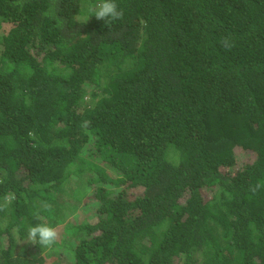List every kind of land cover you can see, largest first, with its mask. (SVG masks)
<instances>
[{
	"label": "trees",
	"instance_id": "16d2710c",
	"mask_svg": "<svg viewBox=\"0 0 264 264\" xmlns=\"http://www.w3.org/2000/svg\"><path fill=\"white\" fill-rule=\"evenodd\" d=\"M98 2L0 0V264H264V0Z\"/></svg>",
	"mask_w": 264,
	"mask_h": 264
},
{
	"label": "clouds",
	"instance_id": "9594fccd",
	"mask_svg": "<svg viewBox=\"0 0 264 264\" xmlns=\"http://www.w3.org/2000/svg\"><path fill=\"white\" fill-rule=\"evenodd\" d=\"M123 15V11L118 9L115 0H99L95 6L89 8V17L94 16L97 20L104 21L109 27L114 21L123 19ZM58 238L59 233L55 227L40 223L28 228L26 241L38 244L41 248H51Z\"/></svg>",
	"mask_w": 264,
	"mask_h": 264
},
{
	"label": "rangeland",
	"instance_id": "374dc122",
	"mask_svg": "<svg viewBox=\"0 0 264 264\" xmlns=\"http://www.w3.org/2000/svg\"><path fill=\"white\" fill-rule=\"evenodd\" d=\"M236 153L238 154V157H239V162H243L244 160H249V161H251V160H253V158H254V156H255V153L254 152H252V151H247V152H241V151H239L238 149H237V151H236ZM240 165V163L239 164H237L236 166H235V169H237L238 168V166ZM124 186V185H123ZM126 193H127V195H131V194H138V193H140V190H139V188H129V189H127V191H126ZM183 199H180V201H182ZM86 201V200H85ZM80 205L78 206L79 208L77 209V215L75 216V217H68L67 218V220H69V221H75V220H77V221H81L82 219H84V218H88V219H90L91 217L89 216L90 215V210H89V212L88 211H85V209H84V207H82V204L81 203H79ZM87 209V208H86ZM65 223V222H64ZM55 228L57 229V231H58V233H59V238H58V240L57 241H59V243L60 244H63L61 241H60V239H62L63 238V224H61L60 226H55ZM59 228H60V230H59ZM61 247V249H62V251H63V254H64V257L63 258H61L60 259V264H69V256L66 254V247L65 246H63V245H61L60 246ZM55 250V249H54ZM66 251V252H65ZM61 254V253H60ZM62 255V254H61ZM60 255V256H61ZM67 258V259H66ZM46 261H47V259H46Z\"/></svg>",
	"mask_w": 264,
	"mask_h": 264
}]
</instances>
